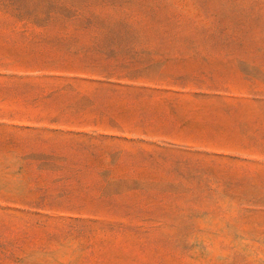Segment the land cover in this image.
I'll return each mask as SVG.
<instances>
[{"label": "rangeland", "instance_id": "obj_1", "mask_svg": "<svg viewBox=\"0 0 264 264\" xmlns=\"http://www.w3.org/2000/svg\"><path fill=\"white\" fill-rule=\"evenodd\" d=\"M0 264H264V0H0Z\"/></svg>", "mask_w": 264, "mask_h": 264}]
</instances>
